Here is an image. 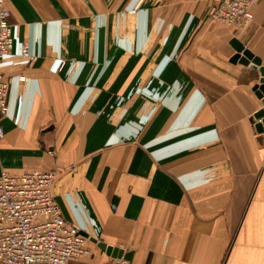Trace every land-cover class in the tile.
Segmentation results:
<instances>
[{"label":"crops","instance_id":"obj_1","mask_svg":"<svg viewBox=\"0 0 264 264\" xmlns=\"http://www.w3.org/2000/svg\"><path fill=\"white\" fill-rule=\"evenodd\" d=\"M218 1L7 0L0 174L60 170L91 252L69 264H264L261 75L231 61L264 66V0L244 31Z\"/></svg>","mask_w":264,"mask_h":264},{"label":"built area","instance_id":"obj_2","mask_svg":"<svg viewBox=\"0 0 264 264\" xmlns=\"http://www.w3.org/2000/svg\"><path fill=\"white\" fill-rule=\"evenodd\" d=\"M257 1L219 0L207 19L244 31L253 24ZM10 18L7 0H0V141L9 111L10 83L2 67L14 48ZM59 174L58 169L0 174V264H69L90 256L88 238L64 218L53 195ZM111 264L127 262L116 257Z\"/></svg>","mask_w":264,"mask_h":264},{"label":"water","instance_id":"obj_3","mask_svg":"<svg viewBox=\"0 0 264 264\" xmlns=\"http://www.w3.org/2000/svg\"><path fill=\"white\" fill-rule=\"evenodd\" d=\"M232 43L236 50V54L232 57L231 61L233 63H240L250 67L253 70L259 71L261 75L260 83L256 84L253 89L256 92V95L261 99L264 106V66L262 65L261 59L255 57L253 53H251L238 39H234ZM254 118L255 120L259 121L256 124L257 131L259 133H264V108L257 112ZM102 246L105 247L104 244H102ZM106 250L108 254L113 252V248L111 246H108Z\"/></svg>","mask_w":264,"mask_h":264}]
</instances>
